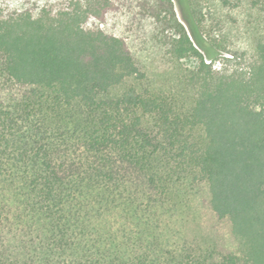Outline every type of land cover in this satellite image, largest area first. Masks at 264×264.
<instances>
[{
    "label": "trees",
    "instance_id": "1",
    "mask_svg": "<svg viewBox=\"0 0 264 264\" xmlns=\"http://www.w3.org/2000/svg\"><path fill=\"white\" fill-rule=\"evenodd\" d=\"M187 20L0 0V264H264V35L228 70Z\"/></svg>",
    "mask_w": 264,
    "mask_h": 264
},
{
    "label": "rangeland",
    "instance_id": "2",
    "mask_svg": "<svg viewBox=\"0 0 264 264\" xmlns=\"http://www.w3.org/2000/svg\"><path fill=\"white\" fill-rule=\"evenodd\" d=\"M179 19L192 34L188 18L192 19L202 38L199 45L204 53V39L212 48L215 40L221 45V53L216 65L232 70L244 65L247 56L254 51L255 41L264 35V14L252 0H174ZM193 39L194 36H193ZM215 48V47H214ZM213 49V48H212ZM234 53L235 58H231ZM231 59H230V58ZM145 61L156 68L157 60L153 54L145 53ZM187 67L194 66V59L185 62ZM194 209L197 208L193 201Z\"/></svg>",
    "mask_w": 264,
    "mask_h": 264
}]
</instances>
